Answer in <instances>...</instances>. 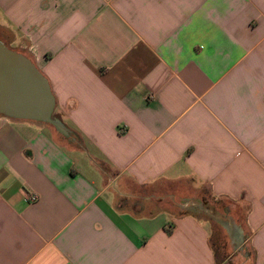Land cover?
Segmentation results:
<instances>
[{"label": "crops", "instance_id": "1", "mask_svg": "<svg viewBox=\"0 0 264 264\" xmlns=\"http://www.w3.org/2000/svg\"><path fill=\"white\" fill-rule=\"evenodd\" d=\"M0 41L61 125L0 115V264H264V0H0Z\"/></svg>", "mask_w": 264, "mask_h": 264}, {"label": "water", "instance_id": "2", "mask_svg": "<svg viewBox=\"0 0 264 264\" xmlns=\"http://www.w3.org/2000/svg\"><path fill=\"white\" fill-rule=\"evenodd\" d=\"M54 105L48 81L32 61L0 41V115L61 129Z\"/></svg>", "mask_w": 264, "mask_h": 264}, {"label": "rangeland", "instance_id": "3", "mask_svg": "<svg viewBox=\"0 0 264 264\" xmlns=\"http://www.w3.org/2000/svg\"><path fill=\"white\" fill-rule=\"evenodd\" d=\"M53 116H55L54 113H53ZM46 125L51 127L52 129H55V127L53 125H49V124H46ZM194 211H196V213L199 214L200 216H203L202 211H199L198 209L194 210ZM220 215L222 218L223 213L219 212V215H218L219 218H220ZM212 235H213V239H215V241H216L218 251L219 252L221 251L225 256H229V253L232 251L233 246L229 244V240L227 238V235L219 227L218 223H216V222H214V229H213ZM240 256L241 255H239L237 253L234 255H231V257H229V259L227 260V262H225V264H242L241 262H239ZM240 261H242V260H240Z\"/></svg>", "mask_w": 264, "mask_h": 264}, {"label": "built area", "instance_id": "4", "mask_svg": "<svg viewBox=\"0 0 264 264\" xmlns=\"http://www.w3.org/2000/svg\"><path fill=\"white\" fill-rule=\"evenodd\" d=\"M26 198L29 202H36L39 199V195L33 192H28Z\"/></svg>", "mask_w": 264, "mask_h": 264}, {"label": "trees", "instance_id": "5", "mask_svg": "<svg viewBox=\"0 0 264 264\" xmlns=\"http://www.w3.org/2000/svg\"><path fill=\"white\" fill-rule=\"evenodd\" d=\"M171 231H172L171 228H167V227H166V232H167V233H170Z\"/></svg>", "mask_w": 264, "mask_h": 264}]
</instances>
